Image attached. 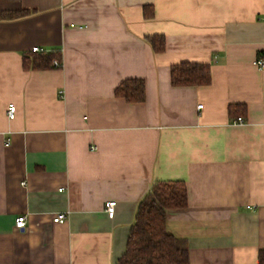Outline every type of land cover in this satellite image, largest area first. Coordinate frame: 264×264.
Listing matches in <instances>:
<instances>
[{
  "label": "crops",
  "instance_id": "crops-1",
  "mask_svg": "<svg viewBox=\"0 0 264 264\" xmlns=\"http://www.w3.org/2000/svg\"><path fill=\"white\" fill-rule=\"evenodd\" d=\"M36 47L60 65L25 66ZM261 59L264 0H0V264H118L162 181L187 186L167 230L190 264H258ZM188 62L209 65L211 84L173 86V66ZM130 79L144 82L143 102L116 95Z\"/></svg>",
  "mask_w": 264,
  "mask_h": 264
},
{
  "label": "trees",
  "instance_id": "trees-1",
  "mask_svg": "<svg viewBox=\"0 0 264 264\" xmlns=\"http://www.w3.org/2000/svg\"><path fill=\"white\" fill-rule=\"evenodd\" d=\"M19 1V0H12ZM25 9L20 12L5 14L6 19L20 18L29 15ZM153 49L158 52L165 48L162 37L150 38ZM26 58L25 66L34 69H45L53 66L56 55L43 52L32 53ZM173 86H203L211 84V67L206 64L181 63L173 66L171 74ZM116 95L128 102H143L145 99V84L141 80L130 79L120 84ZM237 109L246 113L239 106L230 108L231 115ZM187 186L181 181L158 182L152 191L141 201L134 225L130 229L126 252L118 260V264H190L189 249L186 240L177 238L167 230L168 212L185 209L188 206ZM258 264H264V249L258 253Z\"/></svg>",
  "mask_w": 264,
  "mask_h": 264
},
{
  "label": "built area",
  "instance_id": "built-area-1",
  "mask_svg": "<svg viewBox=\"0 0 264 264\" xmlns=\"http://www.w3.org/2000/svg\"><path fill=\"white\" fill-rule=\"evenodd\" d=\"M43 51H44V49H42V48L40 49L38 47L33 49V52H36V53H41ZM53 65L55 67L59 66L60 62L58 60H56V61H54ZM255 65L258 66L261 70H264V59L257 60ZM202 107H203L202 105H199L198 109H202ZM15 112H16V105L15 104L10 105L8 107V117L11 120H13V118H15ZM235 123L239 124V125L245 124L244 119L242 117L237 118ZM116 206H117V202H115V201L106 202V212H107L108 217L114 218ZM66 220H67V215L65 213L57 214L53 218V221L56 224L64 223ZM27 222H28V220H27L26 216H18L16 218V224H15L16 228H18L19 230L24 229L27 225Z\"/></svg>",
  "mask_w": 264,
  "mask_h": 264
}]
</instances>
